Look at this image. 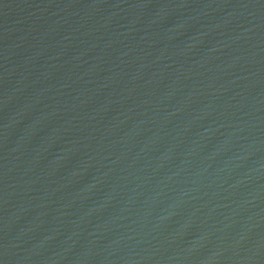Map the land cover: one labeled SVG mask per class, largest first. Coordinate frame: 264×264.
<instances>
[{
  "label": "water",
  "instance_id": "95a60500",
  "mask_svg": "<svg viewBox=\"0 0 264 264\" xmlns=\"http://www.w3.org/2000/svg\"><path fill=\"white\" fill-rule=\"evenodd\" d=\"M0 264H264V0H0Z\"/></svg>",
  "mask_w": 264,
  "mask_h": 264
}]
</instances>
